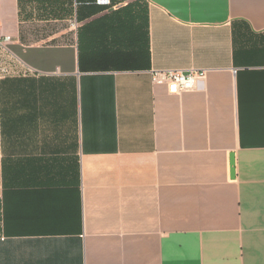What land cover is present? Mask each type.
Wrapping results in <instances>:
<instances>
[{"label":"crops","instance_id":"1","mask_svg":"<svg viewBox=\"0 0 264 264\" xmlns=\"http://www.w3.org/2000/svg\"><path fill=\"white\" fill-rule=\"evenodd\" d=\"M99 6L0 0V264H264V0Z\"/></svg>","mask_w":264,"mask_h":264},{"label":"trees","instance_id":"2","mask_svg":"<svg viewBox=\"0 0 264 264\" xmlns=\"http://www.w3.org/2000/svg\"><path fill=\"white\" fill-rule=\"evenodd\" d=\"M60 6L62 12L67 11L69 13H73L76 20L78 22L85 21L89 17L96 15L104 10V6H99L95 3V0H62L66 3L69 7L72 6V9L64 8V4H62L61 0ZM128 0H111V5L122 3ZM135 2L130 1L126 5L119 7L116 10H111L108 13H105L101 16V22H105V26L103 28V32L100 33L97 28L96 19L91 21L85 22L78 27V42H79V60L83 58H87L90 62L95 61V56L97 49L107 50V45H117V41L115 38L113 40L108 38V34H112L113 31H119L120 29V22L121 16H125L124 12L127 10H132L135 8ZM106 8V7H105ZM129 16H134V14H130ZM139 14H136V17L139 18ZM101 34L100 41L98 39V35ZM110 41H108V40ZM109 54H116V49L109 48ZM108 52V51H107ZM88 61V63H89ZM91 65V64H90ZM126 67H134L133 65H127Z\"/></svg>","mask_w":264,"mask_h":264},{"label":"built area","instance_id":"3","mask_svg":"<svg viewBox=\"0 0 264 264\" xmlns=\"http://www.w3.org/2000/svg\"><path fill=\"white\" fill-rule=\"evenodd\" d=\"M99 5H110V0H95ZM5 41L10 40L9 36L4 38ZM9 67L0 65V74H7ZM205 79V70L188 69V70H154L152 72V80L155 83H165L168 92L176 94L185 90L196 89Z\"/></svg>","mask_w":264,"mask_h":264},{"label":"water","instance_id":"4","mask_svg":"<svg viewBox=\"0 0 264 264\" xmlns=\"http://www.w3.org/2000/svg\"><path fill=\"white\" fill-rule=\"evenodd\" d=\"M231 163L233 164L232 160H231Z\"/></svg>","mask_w":264,"mask_h":264}]
</instances>
